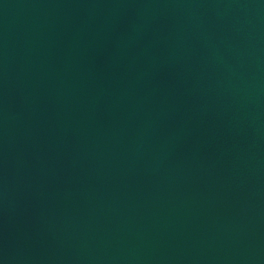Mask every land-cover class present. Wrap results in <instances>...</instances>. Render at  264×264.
<instances>
[{
    "label": "water",
    "instance_id": "water-1",
    "mask_svg": "<svg viewBox=\"0 0 264 264\" xmlns=\"http://www.w3.org/2000/svg\"><path fill=\"white\" fill-rule=\"evenodd\" d=\"M0 264H264V0H0Z\"/></svg>",
    "mask_w": 264,
    "mask_h": 264
}]
</instances>
